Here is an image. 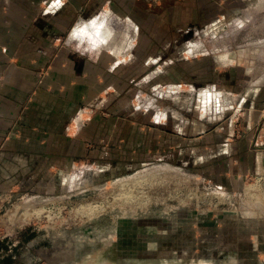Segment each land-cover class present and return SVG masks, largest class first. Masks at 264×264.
Returning a JSON list of instances; mask_svg holds the SVG:
<instances>
[{
    "label": "rangeland",
    "instance_id": "1",
    "mask_svg": "<svg viewBox=\"0 0 264 264\" xmlns=\"http://www.w3.org/2000/svg\"><path fill=\"white\" fill-rule=\"evenodd\" d=\"M139 2L150 16L145 42L159 46L147 70L116 92L118 130H132V151L91 161L76 184L0 195V263L264 264V165L237 178L225 156L203 147L244 141L264 152L251 87L264 74V0ZM163 130L186 151L211 136L196 141L197 157L142 153L141 143L164 141ZM96 206L103 212L87 210Z\"/></svg>",
    "mask_w": 264,
    "mask_h": 264
},
{
    "label": "crops",
    "instance_id": "2",
    "mask_svg": "<svg viewBox=\"0 0 264 264\" xmlns=\"http://www.w3.org/2000/svg\"><path fill=\"white\" fill-rule=\"evenodd\" d=\"M149 18L139 0H0L1 196L76 184L91 161L117 160V148L128 157L133 133L120 136L116 92L158 55L159 44L150 47L143 36ZM251 87L252 119L262 121L264 74ZM100 109L108 113L103 118ZM206 133L190 139L187 151L180 136L164 130L162 143L139 149L196 155V141L210 138ZM221 141V147L205 142L204 150L225 156L237 178L264 165L263 145L252 152L244 141L237 147Z\"/></svg>",
    "mask_w": 264,
    "mask_h": 264
},
{
    "label": "bare ground",
    "instance_id": "3",
    "mask_svg": "<svg viewBox=\"0 0 264 264\" xmlns=\"http://www.w3.org/2000/svg\"><path fill=\"white\" fill-rule=\"evenodd\" d=\"M128 201H132V200H130V199H128ZM133 202V201H132ZM131 203V202H130ZM146 204V203H145ZM142 206H143V204H142ZM90 207V206H89ZM97 207V208H96ZM96 207H94L93 209H87L89 212H95V211H97V215L103 210V206H96ZM86 210V209H85ZM86 210V211H87ZM30 213H27V215L29 216V218H33V215H36V216H38V217H40L41 215H42V212H43V209L42 208H39V209H34V211H29ZM103 212V211H102ZM78 214L80 215V210H79V212H78ZM89 214V213H88ZM24 215H26L25 213H24ZM23 215V216H24ZM26 215V216H27ZM22 216V215H21ZM32 218L29 220V219H25L27 222H30L31 220H32ZM24 220V219H23Z\"/></svg>",
    "mask_w": 264,
    "mask_h": 264
},
{
    "label": "flooded vegetation",
    "instance_id": "4",
    "mask_svg": "<svg viewBox=\"0 0 264 264\" xmlns=\"http://www.w3.org/2000/svg\"><path fill=\"white\" fill-rule=\"evenodd\" d=\"M23 262V263H22ZM12 263L13 264H36V262H33V261H20V260H16V257H13L12 258ZM0 264H10L8 263V261H3L2 263Z\"/></svg>",
    "mask_w": 264,
    "mask_h": 264
}]
</instances>
